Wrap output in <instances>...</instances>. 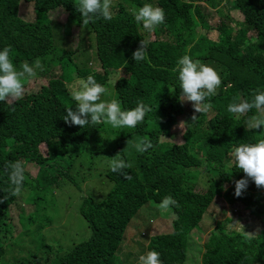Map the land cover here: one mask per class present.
Instances as JSON below:
<instances>
[{"label":"trees","instance_id":"trees-1","mask_svg":"<svg viewBox=\"0 0 264 264\" xmlns=\"http://www.w3.org/2000/svg\"><path fill=\"white\" fill-rule=\"evenodd\" d=\"M201 2L211 10L222 7L213 10L220 19L202 11ZM24 3L32 7L30 19L34 20H22ZM229 3L244 21L231 18ZM145 4L165 12V22L151 34L133 15ZM78 5L79 0H0V50L10 47L17 69L39 58L44 70L37 69L36 78L47 82L38 92L29 93L32 79L23 81L26 97L13 108L0 102V198L8 195L0 203V231L7 224L12 228L20 225V234L12 233L17 241H26L32 233L41 234L47 255L57 257L62 252L53 243L60 236L54 229H63L65 218L37 216L39 200L31 205L34 210L30 213L21 209L13 222V202L29 184L26 178L25 190L19 196L9 195L10 163L24 160L36 164L39 179L48 167L55 168L68 159L72 165L80 158L96 159L95 165L97 158L108 159L111 164L113 159H123L129 165L124 171L132 179L125 180L109 165L106 179L113 185L109 191L81 195L80 214L89 225L91 237L64 257H57L55 264H129L121 261L119 251L123 241L122 249L126 250L127 242L133 243L138 236L132 220L149 202L159 209L167 196L177 201V206L166 209L174 213V218L170 214L174 228L166 226L168 219L159 218L150 228L155 233L142 238L138 254L147 245L146 250L159 252L166 264H264V188H257L249 179L246 190L236 197L235 181L247 177L231 164L233 148L264 139V127L247 130L246 121L257 115L255 109L241 116L228 111L229 104L250 101L257 90L264 91V0H111L112 19L93 17L87 25ZM54 11L66 13L65 22L53 19ZM74 27L81 29L76 48L70 44ZM211 30L219 34L216 40L207 38L206 32ZM142 39L150 43L145 59L135 62L133 52ZM185 54L214 68L222 80L217 94L205 101L212 115L208 111L195 113L196 121L191 119V102L179 99L180 81L178 72L173 71ZM119 73L124 76L113 87L115 96L101 99L118 100L122 110L142 102L151 108L143 122L134 128H114L106 123L83 131L67 128L63 117L72 106L67 84L92 75L110 92L112 79ZM145 138L153 146L141 153L135 145ZM58 171L59 177L77 190L70 170ZM218 200L242 203L244 210L226 215ZM207 214L213 229L201 244L203 253L198 261L190 262L193 246L199 242L194 234L202 238L201 223ZM0 249L2 264L6 250ZM18 251L25 254L24 249Z\"/></svg>","mask_w":264,"mask_h":264},{"label":"clouds","instance_id":"clouds-1","mask_svg":"<svg viewBox=\"0 0 264 264\" xmlns=\"http://www.w3.org/2000/svg\"><path fill=\"white\" fill-rule=\"evenodd\" d=\"M111 0H79L77 10L81 13L84 25L90 23L93 17H103L106 20L112 19ZM137 23H141L149 34L153 33L158 25L165 22V12L161 7H154L145 4L133 13ZM79 41V40H77ZM149 40L142 39L140 46L133 52L135 62L145 59ZM72 48L73 40L70 42ZM77 43L75 44L76 48ZM10 47L0 50V102H5L13 108L25 97V80L36 78L37 69L43 71V65L39 58L33 64L24 62L20 69H17L10 57ZM92 64V63H91ZM93 64L91 65V68ZM174 72H178L180 81V101L191 102L194 113L191 117L197 120L195 113H211L209 105L205 101L217 94L222 80L219 73L200 60L185 54L177 61ZM124 76V75H122ZM115 83L113 84L114 87ZM72 100V106L66 109L63 117L64 125L83 131L86 128L94 127L101 123H106L114 128L129 127L134 128L142 123L145 115L151 108L139 103L135 108L122 110L120 102L116 99L102 100L101 97L111 95L108 88L97 83L92 75L86 79H77L74 83L67 84ZM255 109L257 115L249 117L246 121L247 130H259L264 127V91L257 90L251 100L241 99L238 103L228 105V111L237 116L245 115ZM152 143L145 138L135 145L137 151L143 153L152 148ZM233 162L243 171L247 179L235 181V196L240 197L248 186V180L253 181L257 188H264V139L256 143H242L231 152ZM24 160L15 161L8 165L9 182L11 188L9 195L19 196L22 192L26 177L36 176L28 170V164ZM34 164V163H32ZM36 165V164H35ZM37 166V165H36ZM129 165L123 159L112 160L111 171L119 173L125 180H131V175L124 171ZM227 190L226 186H222ZM8 199V195L0 198V203ZM16 201V199H15ZM14 201V202H15ZM13 202V203H14ZM177 206V201L167 196L161 202V209H168L170 206ZM147 247V245H146ZM1 250V249H0ZM129 256H133L130 253ZM135 264H166L160 260V253L146 248L138 254Z\"/></svg>","mask_w":264,"mask_h":264},{"label":"rangeland","instance_id":"rangeland-1","mask_svg":"<svg viewBox=\"0 0 264 264\" xmlns=\"http://www.w3.org/2000/svg\"><path fill=\"white\" fill-rule=\"evenodd\" d=\"M202 3V2H201ZM27 3L23 4V7L20 10V16L22 20L32 21L34 19H30L33 16L31 12L32 7L26 6ZM222 8V7H219ZM218 9H209L201 4V10L205 11L206 13H211L212 18H219ZM227 11L230 13L231 18L237 21H244L243 15L237 11L232 10V5L229 3L227 7ZM51 17L53 19H57L60 22H65L67 15L62 11H54L51 13ZM216 19V21H218ZM234 22V23H235ZM204 32V31H203ZM81 33V29L74 27L72 30V38L74 37V46L79 40V34ZM208 35V39L216 40L219 36L217 31H208L206 32ZM96 55V50H95ZM93 69V68H92ZM59 70V69H57ZM56 70V71H57ZM61 73H57L59 76ZM122 73L115 74L112 79V87H110L111 96H115V92L113 90V84L121 78ZM75 81V80H73ZM72 81V82H73ZM47 82L38 77L36 79H32L28 85V92H38L41 87L46 85ZM192 112V109L189 110ZM212 115V113H209ZM186 121V120H184ZM174 132H181L180 130H171ZM176 142H182L180 139H176ZM234 150V148H233ZM98 163L95 165L94 161L86 160L85 158H80L75 160L72 165V159L62 161L61 165L59 164L55 168L48 167L41 178L36 179V176L33 177H26L29 186L27 187L26 192L21 195L17 200L13 203L15 204L12 209L14 212L11 213L13 218V222L16 223V216L22 210H25L26 213H30L34 210L31 207L32 204H36L39 200V214L37 216H44L46 214L53 216V217H64L65 218V226L63 229L56 227L54 232L60 234L59 239L54 238L53 243H56L62 248V252L58 254V258L64 257L68 254L73 247L79 246L87 241L91 237V230L87 221L81 216L80 214V207L82 204L81 195L92 194V193H106L109 191L110 187L113 186L108 183L106 179V170L111 166V161L108 159L97 158ZM100 160V161H99ZM106 160V161H103ZM102 161V162H101ZM57 162H55L56 164ZM231 164L234 165L233 160L231 159ZM58 168H67L70 170V175L75 177V183L77 190L69 187L66 184V181L63 177H59L60 172ZM38 166L35 164L29 163L28 170L30 173L34 175L38 171ZM50 179H54V181L47 183ZM201 189L200 183L197 185V191L199 192ZM22 190H25L24 188ZM219 207H223V212L226 215L230 214H240L244 210V204L242 203H235L234 205L228 204L224 200H218ZM17 205V206H16ZM157 207V205H155ZM151 202L147 205L141 207L138 212L137 216L132 220L131 223L136 222L133 226L137 225L136 230H138V236L135 238V241L127 242L128 247L126 250H123L124 242L121 245V252L119 251V256H121L122 262H130L132 264L133 260L138 256V252L142 251V238H148L149 234L153 235L155 233L152 228V224L155 223L159 218L168 219V224L166 226L170 228H174L173 221H174V213L166 210L163 211L160 207L159 209L155 208ZM213 211H217V208L212 209ZM172 213V217L170 214ZM170 216V218H168ZM220 219V217H217ZM201 227L204 228V234L202 238H198V234H194L195 238L198 239L199 242H196L193 246L194 257H192L189 261L190 262H197L199 256L203 253V247L201 244H204L206 238L210 231L213 229V220L211 216L207 214L202 223ZM21 231L20 225H15L12 228L9 224L5 225L2 230L0 231V246L6 250V256L2 260V264H38L32 262V260H37L41 264H55L57 257L55 255H47L46 250H44L42 246V239L40 238L41 234L32 233L30 238L26 239V241H22V239H17L12 237L15 235H19ZM142 232L144 235H142ZM150 235V236H151ZM149 236V237H150ZM47 246V245H44ZM18 248L24 249L25 254H22L18 251ZM146 246L143 248V250ZM141 249V250H140ZM133 254L131 258L129 255ZM117 254V258H118Z\"/></svg>","mask_w":264,"mask_h":264}]
</instances>
